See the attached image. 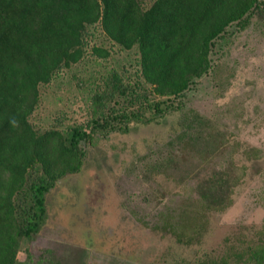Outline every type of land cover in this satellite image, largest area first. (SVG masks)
<instances>
[{
  "label": "trees",
  "instance_id": "obj_1",
  "mask_svg": "<svg viewBox=\"0 0 264 264\" xmlns=\"http://www.w3.org/2000/svg\"><path fill=\"white\" fill-rule=\"evenodd\" d=\"M263 15L264 0H0V264H24L19 251L23 240L46 224L48 194L67 175L82 171L88 145L100 136L129 132L133 122L149 124L182 111L183 130L168 145L182 140L198 157L211 153L216 145L211 136L195 134L193 126L202 117L185 98L212 69L211 53L230 28L244 29ZM93 26L123 49L137 48L136 79L113 70L92 88L86 122L37 128L31 116L41 103V85L84 59ZM91 49L98 57L110 54L104 46ZM249 150L244 151L247 158L259 156V148ZM179 161L158 158L147 167L151 174L175 178L169 169L178 168ZM197 170L189 207L166 205L155 222L144 220L184 246L200 244L209 214L233 204L247 166L241 172L233 162ZM245 239L227 236L218 255L163 262L264 264V224ZM28 257H33L29 251ZM37 263L63 264L50 249Z\"/></svg>",
  "mask_w": 264,
  "mask_h": 264
},
{
  "label": "rangeland",
  "instance_id": "obj_2",
  "mask_svg": "<svg viewBox=\"0 0 264 264\" xmlns=\"http://www.w3.org/2000/svg\"><path fill=\"white\" fill-rule=\"evenodd\" d=\"M256 17L244 29L231 27L217 42L211 53L212 69L185 98L188 108L202 117L203 123L193 126L195 134L211 136L215 149L211 147L213 151L202 158L182 140L168 145L183 130L182 111L149 124L133 122L129 132L100 136L88 145L82 171L67 175L48 194V220L38 234L23 240L20 262L38 264L49 249L63 264L194 260L223 252L227 236L246 241L263 226L264 15ZM88 40L81 62L63 68L50 83L41 85V103L31 116L37 128L86 122L92 88L113 70L136 79L137 48L123 49L100 26L92 27ZM94 45L108 48L109 56L92 53ZM252 147L259 148V156L247 158L244 151ZM164 157L181 160L178 168L174 164L176 169H169L175 178L150 173L147 163ZM231 162L238 172L246 165V174L235 189L233 204L209 214L200 244L181 245L173 236L145 225L144 220L155 222L166 205L190 206L197 168L211 171ZM28 251L33 257H28Z\"/></svg>",
  "mask_w": 264,
  "mask_h": 264
},
{
  "label": "clouds",
  "instance_id": "obj_3",
  "mask_svg": "<svg viewBox=\"0 0 264 264\" xmlns=\"http://www.w3.org/2000/svg\"><path fill=\"white\" fill-rule=\"evenodd\" d=\"M10 124L15 127L17 126L18 122L15 119H12L10 120Z\"/></svg>",
  "mask_w": 264,
  "mask_h": 264
}]
</instances>
